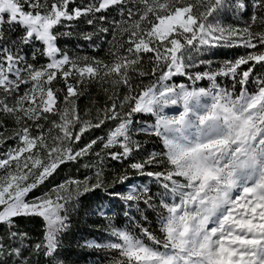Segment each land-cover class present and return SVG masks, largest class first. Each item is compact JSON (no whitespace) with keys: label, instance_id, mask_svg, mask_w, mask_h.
I'll use <instances>...</instances> for the list:
<instances>
[{"label":"snow or ice","instance_id":"snow-or-ice-1","mask_svg":"<svg viewBox=\"0 0 264 264\" xmlns=\"http://www.w3.org/2000/svg\"><path fill=\"white\" fill-rule=\"evenodd\" d=\"M217 47L244 53L198 59ZM141 134L160 149L137 156ZM67 164L85 174L30 197ZM129 170L162 191L109 194L147 221L143 203L158 228L121 227L97 204L103 235L77 243L93 264H264V0H0V264H66L71 214ZM32 218L36 235L20 223Z\"/></svg>","mask_w":264,"mask_h":264},{"label":"trees","instance_id":"trees-1","mask_svg":"<svg viewBox=\"0 0 264 264\" xmlns=\"http://www.w3.org/2000/svg\"><path fill=\"white\" fill-rule=\"evenodd\" d=\"M225 22L233 23L234 21L232 20V18L229 17L226 19ZM78 30L91 31L92 29L90 28V26L84 24L81 21ZM96 42L100 43L99 40H97ZM61 44H66L70 50L78 52L80 55L104 56L103 49L107 48V45L103 44L102 49L94 51L89 46L90 42L85 41L83 39H71L67 41H61ZM77 45H80V47L77 48ZM243 53V48L217 47L211 49L209 52H206L202 56H199L198 59L210 60L213 62L212 67L216 68L223 61L232 60ZM204 69L205 66L201 65L198 69H193V71H203ZM258 71H261V69L258 68ZM218 79L222 86H230V80L223 77H220ZM175 80L176 82H180L181 80H184V78L176 77ZM200 83L204 84V81H201ZM91 93L101 103H103V94H98L96 86H92ZM87 103V98L82 99L80 101L81 108L83 109ZM136 119L144 121L146 123L153 122V117L150 115L137 116ZM101 134L102 130H96L92 133L85 134L84 139L87 140L90 138H95V136ZM136 138L143 142L141 152L138 153L137 156L145 155L147 152H151L154 150L158 151L160 149L159 141L154 136H146L141 134ZM11 143L12 142L9 141V144ZM112 166L115 169H119L121 167V165L116 162H113ZM84 174L85 170L83 168H80L79 165H64L38 190H35L33 193H30V197L33 195H40L42 192L47 191L48 188H50L53 184L59 183L69 176L82 177ZM129 174L130 179L124 184H117L115 188L108 187L107 192L97 190L96 193L83 198L80 209L71 214V227L68 230L67 234L63 237L64 247L62 249V257L65 259L66 264H93V262L99 258V254L92 253L89 250H82L77 247V243L81 241V238L91 239L93 237H101L103 235V229L107 221L105 219H102L100 216L93 214V209H95L97 204H103L104 211L107 213V215L109 217H113L115 219V222L121 227H132V224H130L129 221V217H132L134 218V221H140V223L143 224L144 227H150L153 230L158 228L156 213L153 212L151 209H145L143 203H140L139 206L141 209L145 210V214L148 217L147 221H144L141 218V213L137 211L135 201H131L126 204L120 198L114 197L109 194L112 192L126 193L132 185L139 186L140 188H143V186L147 185L150 187L151 193L154 195L162 191V189H160L154 182H152L151 178H148L146 176H139L132 170H129ZM108 179L110 181L112 179V176L109 175ZM125 212H128V216L124 215ZM20 223L21 227L25 231H28L33 235L39 233L40 222L38 219H25L22 220Z\"/></svg>","mask_w":264,"mask_h":264},{"label":"rangeland","instance_id":"rangeland-1","mask_svg":"<svg viewBox=\"0 0 264 264\" xmlns=\"http://www.w3.org/2000/svg\"><path fill=\"white\" fill-rule=\"evenodd\" d=\"M200 84V86H207L208 81H204V84H201L200 82H198ZM168 114H175V112L177 111L176 109H167L166 110ZM153 121H154V117H153ZM150 124V123H149Z\"/></svg>","mask_w":264,"mask_h":264}]
</instances>
